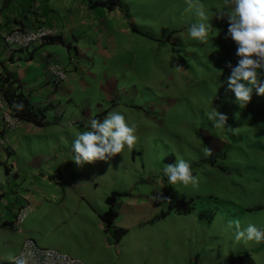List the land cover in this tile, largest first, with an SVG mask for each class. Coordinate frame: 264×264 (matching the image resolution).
I'll list each match as a JSON object with an SVG mask.
<instances>
[{"label":"crops","instance_id":"obj_1","mask_svg":"<svg viewBox=\"0 0 264 264\" xmlns=\"http://www.w3.org/2000/svg\"><path fill=\"white\" fill-rule=\"evenodd\" d=\"M88 1L4 0L0 8V77L13 79L46 115L41 126L23 120L21 126L4 134L7 144L0 148V264H11L7 258L19 253L26 237L88 264H191L190 254L180 253L183 243L176 236V223L161 222L181 213L170 211L156 217L170 203L145 194L143 199V194L132 197L120 187L112 190L117 193V213L109 224L101 219L107 209V193L99 197L98 205L82 204L90 193L81 185L90 181L76 179L78 175L68 180L61 170L73 160L71 146L76 135L90 130L88 121L102 120L113 105L134 108L137 114H147L144 117L150 111L159 114L157 101H146L149 110L144 113L131 103L138 95L132 76L141 74L150 86L176 82L172 64L166 61L168 46H149L151 35L138 29V17L124 0L114 8L91 7ZM42 25L56 30L54 41L45 39L22 49L4 43V35L12 29ZM140 47L157 49L146 56L149 62L139 60L144 52L138 56ZM56 64L67 73V79L58 85L46 72L49 65ZM142 70L146 72L140 73ZM96 91L102 102H97ZM54 133L59 137L56 157L62 161L60 171L41 138ZM31 136L38 141L32 144ZM203 143L214 149L210 158L215 157L221 139L207 136ZM59 184L75 190L77 204H69V189L61 188L56 195ZM22 206L29 211L16 226L15 215Z\"/></svg>","mask_w":264,"mask_h":264},{"label":"rangeland","instance_id":"obj_2","mask_svg":"<svg viewBox=\"0 0 264 264\" xmlns=\"http://www.w3.org/2000/svg\"><path fill=\"white\" fill-rule=\"evenodd\" d=\"M3 1L0 0V8ZM124 2L138 17V29L151 35L148 40L153 43L149 46L156 48L159 43L168 46L166 61L172 64L176 82L150 86L141 74L138 78L132 76L138 95L131 99V103L144 113L149 110L146 101H157L159 114L150 111L148 118L144 117L147 114L135 113L134 108L116 104L107 112H120L130 125L135 123L138 126V144L134 150L125 149L110 163L97 162L78 167L70 160L67 168L61 169L62 161L56 157L59 155V137L54 133L41 137L49 145L46 146L47 153L53 154V161L59 171H66L64 175L68 180L78 175L76 179L90 181L88 185H81V189L90 193L82 204L98 205L100 196L105 193L108 196L120 187L132 197L143 194L142 199L145 195L152 199L157 192H165L171 198L170 206L179 199L189 201L192 207L189 212L165 217L161 222L176 223V236L183 243L180 253L185 257L189 253L191 264L226 263L237 254L246 252L251 255L253 264H264V242L236 241L235 229L227 227L230 221L239 220L242 228L254 224L264 229V96L257 94L256 86L250 85L252 100L242 109L235 103L234 93L227 89L226 81L231 74L227 63L235 66L239 58L235 43L230 37L225 39L227 19L215 17L217 9L228 7L225 0H201L208 21H201L195 10L185 11L186 0ZM200 22L212 25L207 45L188 36L191 24ZM181 33L183 38H180ZM153 36L156 39H152ZM155 50L140 47L136 52L140 56L139 52L144 51L139 60L147 63L146 56ZM162 53L160 49L159 54ZM177 64L185 69H178ZM260 83L264 84V76L260 77ZM95 95L99 99L97 102H102L99 91ZM62 104L74 105L71 102ZM214 106L227 115L226 126L232 130L213 127L207 114ZM207 136L221 139V146L213 158L204 156V148L210 147L203 143ZM29 139L32 144L38 141L32 136ZM178 159L189 162L193 174H198L197 186L169 185L164 168ZM61 188L72 190L59 184L57 196ZM70 191H67V200L70 205H75V190Z\"/></svg>","mask_w":264,"mask_h":264},{"label":"clouds","instance_id":"obj_3","mask_svg":"<svg viewBox=\"0 0 264 264\" xmlns=\"http://www.w3.org/2000/svg\"><path fill=\"white\" fill-rule=\"evenodd\" d=\"M225 3L228 7L225 10L217 9L215 17L220 20L227 19L225 39L230 37L235 43L236 56L239 58L235 66L231 62L227 63V67L231 69L226 81L227 89L234 93L235 103L243 109L252 100L251 86H256L257 94L264 96V84L260 83V77L264 76V0H225ZM186 4L185 11L195 10L201 21H208L201 0H186ZM211 31L212 25L205 22L192 23L187 30L192 40L203 45L209 43ZM180 38H183V33ZM176 67L183 70L178 64ZM12 107L22 111L24 105L22 102H14ZM207 116L213 127L232 130V127L226 126L227 115L221 113L217 107L214 106ZM88 126L90 130L78 133L71 146L74 154L72 161L78 167L94 165L97 162L110 163L118 154L122 155L125 149L132 151L137 147V127L135 123L130 125L125 115L120 112H109L102 120L92 118L88 121ZM212 152L210 147L204 148L205 157L211 156ZM164 174L172 186L178 183L184 186L199 184L198 174L194 175L190 163L183 159L168 164L164 168ZM153 200L171 203V198L162 191L157 192ZM227 227L235 229L236 241H251L256 244L264 242V229L254 224L242 228L240 221L234 220ZM7 259L11 264H35V253L26 247L19 256H9Z\"/></svg>","mask_w":264,"mask_h":264},{"label":"built area","instance_id":"obj_4","mask_svg":"<svg viewBox=\"0 0 264 264\" xmlns=\"http://www.w3.org/2000/svg\"><path fill=\"white\" fill-rule=\"evenodd\" d=\"M55 34L56 30L54 28H49L44 25L31 30L18 27L7 32L3 39L7 46L22 49L28 47L32 43L42 42L45 39L47 40ZM46 72L55 85H58L67 79L66 71L57 64L49 65ZM0 110V148H2L6 146L7 143V138L4 135L5 132L21 126L23 120L8 108L2 95H0ZM28 211V206H22L17 210L15 215L16 226L20 225ZM26 247L34 251L35 264H88L55 248L39 246L31 237H26L24 239L22 248L16 256H19L24 252Z\"/></svg>","mask_w":264,"mask_h":264},{"label":"trees","instance_id":"obj_5","mask_svg":"<svg viewBox=\"0 0 264 264\" xmlns=\"http://www.w3.org/2000/svg\"><path fill=\"white\" fill-rule=\"evenodd\" d=\"M89 5L93 6H106L107 8H114L118 4H120L119 0H89ZM6 2H3V6ZM145 35V32H142ZM146 36V35H145ZM56 39V38H55ZM55 39L49 38V42L54 41ZM13 79L9 76L0 77V91L3 94L8 108L13 111L15 115L21 118L24 121H28L34 123L35 125H43L45 124V113L44 109H40L35 107L28 97L21 91L20 85L15 84ZM14 102H22L24 108L22 111H17L12 107ZM116 201H117V193L115 191L111 192L106 198L105 202L107 203L106 211L101 215V219L106 223H111V221L116 216ZM189 202V201H188ZM184 199L177 200L174 204L166 208L165 210H161L157 214V218H161L166 216L170 211H175L177 213H187L191 210V206ZM121 233V232H120ZM119 234L116 235L118 237ZM220 264V263H219ZM221 264H253L252 258L249 253H245L244 255L237 254L232 257L226 263Z\"/></svg>","mask_w":264,"mask_h":264}]
</instances>
